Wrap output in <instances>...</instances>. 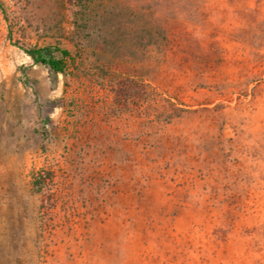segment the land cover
Returning <instances> with one entry per match:
<instances>
[{"label":"rangeland","instance_id":"374dc122","mask_svg":"<svg viewBox=\"0 0 264 264\" xmlns=\"http://www.w3.org/2000/svg\"><path fill=\"white\" fill-rule=\"evenodd\" d=\"M73 1L0 0V264H259L251 227H264V81L238 103L215 90L216 71L199 73L155 37L187 29L183 46L207 54L242 17L187 0H87L92 20L80 33ZM48 45L75 55L64 74L22 50ZM156 89L191 109H235L184 114L156 134ZM219 129L258 178L230 201L216 184L172 180L199 153L221 155L211 151ZM219 226L227 238L207 239Z\"/></svg>","mask_w":264,"mask_h":264},{"label":"trees","instance_id":"16d2710c","mask_svg":"<svg viewBox=\"0 0 264 264\" xmlns=\"http://www.w3.org/2000/svg\"><path fill=\"white\" fill-rule=\"evenodd\" d=\"M225 1L227 4V6L225 5L226 7L219 6L218 4L214 5L211 0H187V5L190 8L193 7L195 10L204 7L211 11H224L226 8H230L234 14L242 17V25L234 30L233 33H227L229 41L214 48L211 52L207 54L199 52L194 54L193 51L187 50L183 46V42L191 37V33L187 29H183L179 34L169 32L165 29H158L155 32V37L158 41L162 42L163 46L169 47L174 51H177L175 48H182V50L178 51L184 55H190V58L196 64V71L199 73L207 75L208 72L215 73L216 71L217 75L221 76V80L214 87L215 90L218 89L221 96L236 94L239 103L247 96H252L253 100L256 89L264 81V18L257 17L259 9L263 7L264 0ZM73 2L76 7L74 11L76 29L82 33L87 28V23H90L92 20L88 1L74 0ZM251 2H253V6H251ZM176 23L179 25L182 24L177 20ZM22 50L33 63L44 66L54 77L58 74H64L68 62L72 64L75 62V55H72L69 50L57 45L26 47L22 48ZM77 52L79 58V50ZM218 61L225 63L226 66L217 69ZM146 86L148 85L144 84V87ZM250 86L252 87L250 88ZM145 92L147 94L148 91ZM156 94L158 98L157 112L159 114L158 121L155 122L154 127L156 134L162 131L165 125L183 118L184 114H192L199 111L218 113L225 109H235L223 104H215L211 108L201 107V109H191L190 106L180 103L176 95H166L164 92L159 91V89H156ZM152 127H147L146 130ZM219 130L217 136L212 137L211 141L215 147L213 145L211 151L215 152L214 150H216L218 154L221 152V155L215 159L210 157V153L206 152V155L199 153L200 159L195 160L198 166L194 168L190 165H184L172 180L178 181L180 185L187 184L192 187H195L198 182H203L205 187H211V184H216L224 192V198L230 201L235 196H241L240 193L245 191L246 188L249 189L252 185H257L258 178L254 175L255 170L254 172L246 171V168H244L246 159L243 156H236L234 158L230 156L229 153L233 149L230 147L231 145L229 147H223V129ZM240 135V130L233 129V136L227 140L231 144L237 145L241 139ZM161 178L165 179L164 176ZM229 206H231L230 203ZM233 210H239V208L235 207L234 209L232 206V209H230V207H226L221 210L220 216L231 214ZM231 226H233L232 223ZM251 230L258 237L256 240V249L264 253V227L258 228L256 225H253ZM219 232L223 233L226 239L230 229H222L220 226L213 228L207 234V239H214ZM259 264H264V254Z\"/></svg>","mask_w":264,"mask_h":264}]
</instances>
